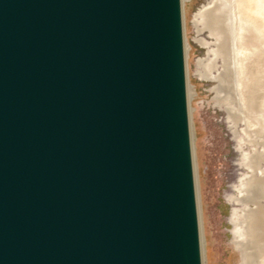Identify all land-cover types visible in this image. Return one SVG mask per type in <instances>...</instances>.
I'll use <instances>...</instances> for the list:
<instances>
[{
  "label": "water",
  "instance_id": "water-1",
  "mask_svg": "<svg viewBox=\"0 0 264 264\" xmlns=\"http://www.w3.org/2000/svg\"><path fill=\"white\" fill-rule=\"evenodd\" d=\"M183 0H0V264H203Z\"/></svg>",
  "mask_w": 264,
  "mask_h": 264
},
{
  "label": "rangeland",
  "instance_id": "rangeland-1",
  "mask_svg": "<svg viewBox=\"0 0 264 264\" xmlns=\"http://www.w3.org/2000/svg\"><path fill=\"white\" fill-rule=\"evenodd\" d=\"M213 2L183 0L203 264H243V253L236 244L238 229L234 214L244 206L236 203L235 196L239 194L236 187L248 172L242 165L241 146L247 152H253L254 146L240 142V137L247 136L244 128L252 127L241 120L231 122L229 111L246 117L245 100L241 98L245 75L241 76L240 62L244 52L239 38V25L245 17L239 11V0H217V10L209 8ZM244 7L245 12L250 13L247 10L250 6ZM255 48L258 50L251 69L253 81L248 85L254 97L253 113L249 111L252 116L264 112V32L254 38ZM237 219L241 218L237 216Z\"/></svg>",
  "mask_w": 264,
  "mask_h": 264
},
{
  "label": "bare ground",
  "instance_id": "bare-ground-1",
  "mask_svg": "<svg viewBox=\"0 0 264 264\" xmlns=\"http://www.w3.org/2000/svg\"><path fill=\"white\" fill-rule=\"evenodd\" d=\"M245 5L250 6L247 8L250 13L245 12ZM238 7L245 17V25L240 26L239 29V38L243 43L244 52V57L240 62L241 76L245 75V81L242 79L241 83V98L243 102L245 100L243 107L246 117L242 118L229 111V119L234 123L241 120L252 127V129L244 128L247 137H244L242 141L252 144L255 150L244 155L245 159L242 164L248 172L246 171L247 173L243 175L240 184L236 187L239 194L234 195L236 203L244 206L236 209L234 214V224L238 229L236 244L243 253V264H264V112L254 116L249 113V111L253 113L254 110L252 107L254 97L248 87L253 81L251 69L255 63L254 54L258 50L253 49L254 38L261 37L264 32V0H239ZM209 8L217 10V0H214ZM251 11H253L252 14ZM237 216L241 219H237Z\"/></svg>",
  "mask_w": 264,
  "mask_h": 264
},
{
  "label": "flooded vegetation",
  "instance_id": "flooded-vegetation-1",
  "mask_svg": "<svg viewBox=\"0 0 264 264\" xmlns=\"http://www.w3.org/2000/svg\"><path fill=\"white\" fill-rule=\"evenodd\" d=\"M211 6V5H210ZM241 21V20H240ZM245 25V21H241L240 22V25L239 26H241V27H243ZM214 78H217V76H214ZM232 122V121H231ZM245 135H247L246 133H245ZM244 137L245 136H242V137H240V142H242V145H245V144H247V143H244V141H242V139H244ZM247 137V136H246ZM245 137V138H246ZM250 144V143H249ZM252 145V144H251ZM253 146V145H252ZM244 150V148H242V146H241V151H242V154H243V159H245V157H244V155L246 154V153H250V152H247V151H243ZM255 150V149H254ZM254 152V151H253ZM243 166H244V164H242ZM245 167V166H244Z\"/></svg>",
  "mask_w": 264,
  "mask_h": 264
}]
</instances>
